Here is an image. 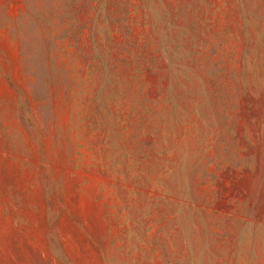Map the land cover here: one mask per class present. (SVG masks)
Returning <instances> with one entry per match:
<instances>
[{
  "label": "rangeland",
  "instance_id": "rangeland-1",
  "mask_svg": "<svg viewBox=\"0 0 264 264\" xmlns=\"http://www.w3.org/2000/svg\"><path fill=\"white\" fill-rule=\"evenodd\" d=\"M0 264H264V0H0Z\"/></svg>",
  "mask_w": 264,
  "mask_h": 264
}]
</instances>
